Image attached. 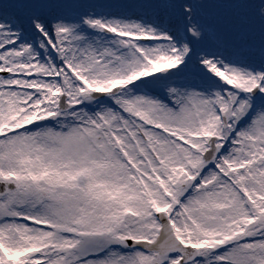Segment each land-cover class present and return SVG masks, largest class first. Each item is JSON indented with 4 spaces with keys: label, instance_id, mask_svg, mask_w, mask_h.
Returning <instances> with one entry per match:
<instances>
[{
    "label": "snow or ice",
    "instance_id": "6c2138e0",
    "mask_svg": "<svg viewBox=\"0 0 264 264\" xmlns=\"http://www.w3.org/2000/svg\"><path fill=\"white\" fill-rule=\"evenodd\" d=\"M0 264H264V0H0Z\"/></svg>",
    "mask_w": 264,
    "mask_h": 264
}]
</instances>
